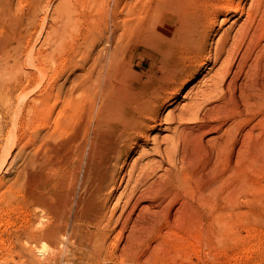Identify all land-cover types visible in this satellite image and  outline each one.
<instances>
[{
	"label": "bare ground",
	"instance_id": "1",
	"mask_svg": "<svg viewBox=\"0 0 264 264\" xmlns=\"http://www.w3.org/2000/svg\"><path fill=\"white\" fill-rule=\"evenodd\" d=\"M88 1L82 28L64 22L27 49L37 74L0 80L12 120L0 207L23 204L21 264H100L161 214L169 223L173 205L237 204L259 188L247 171L264 156V0ZM247 110L259 126L246 128Z\"/></svg>",
	"mask_w": 264,
	"mask_h": 264
},
{
	"label": "rangeland",
	"instance_id": "2",
	"mask_svg": "<svg viewBox=\"0 0 264 264\" xmlns=\"http://www.w3.org/2000/svg\"><path fill=\"white\" fill-rule=\"evenodd\" d=\"M64 1H66V4L62 5ZM91 4L92 1L88 0H0V80L8 82L18 80L27 70H30L31 74H37V69L28 65V62L25 61L27 49L29 47L31 49L33 46L38 49L47 32L55 28H63L64 22H69L65 27H70L72 19H75L78 20L76 23L80 24V28H82L85 14L91 10L95 12L96 6L93 5L91 7ZM61 5L70 8H63L59 14H56L57 9ZM72 35L73 33L70 34L68 31H63V35L59 40V43H62L60 45L64 48L63 55L67 54ZM50 40L52 41L53 38ZM9 85L11 87V95H16L18 91L14 88V85ZM4 96V94L0 95V128L3 126L2 130H5L4 126L6 123H12L10 116H6V119L5 116H2L3 113L1 111L11 106L7 96L3 100ZM184 102H188V100L185 98L182 103ZM5 103L9 104L7 108L4 106ZM245 114L249 116L246 128H250L254 124L259 126L258 122H255L257 121L255 118L250 119V116L251 118L253 116L251 110L245 111ZM263 126L262 128H264ZM162 134L168 133L165 131ZM16 148L13 149L9 160L15 156ZM151 157H154L155 160L158 158L157 156ZM253 167L256 168L253 169ZM253 167H250L247 171V177H249L248 180L251 179V182L254 180L256 183H252L259 188L250 191L247 198H245V195L240 197L243 202L240 200L237 204L211 205L210 209H208L209 205H183L186 208L185 210L188 211L191 210L189 208L192 206L191 214L188 211L185 212L182 205L183 209L181 207V209L177 208L180 205L176 207L179 209L178 211L175 209L176 205H173V217L181 218L183 221L180 219L178 222L177 218H173L167 223L166 215H163L162 218L161 214L158 217L160 218L159 222L157 221L158 219L156 220L157 217L155 218L157 227L148 229L150 232L152 231L151 233L154 232L153 234L145 230L143 233H147L145 234L147 238L144 239V234H142V242L139 238L137 244L135 242L137 239H135L131 241L132 244L134 243L133 245L129 243L130 239L127 241L128 243L125 241V237L121 240L119 239L117 243L120 245L117 246L120 249L124 245L129 247L126 248L124 246L119 253V249L111 244L110 249L103 250L100 264H105V262L106 264H264V156L259 160V166L255 165ZM14 174L13 168L9 169L8 173H5L6 177H13L15 176ZM253 177L254 179H252ZM212 208L215 210L212 211ZM3 210L0 207V264H21V256L12 249V244L15 241L12 234L23 222V215H21L24 212L23 204L18 199V202L7 205L6 212ZM172 221L177 223L178 226H175L177 224L172 225ZM145 244L148 245L146 246ZM149 244H151L152 248ZM145 248H148L149 252L146 255L140 254V251L142 252ZM115 252L117 256L114 255L116 254ZM23 264H26V261ZM63 264H65L64 261Z\"/></svg>",
	"mask_w": 264,
	"mask_h": 264
}]
</instances>
